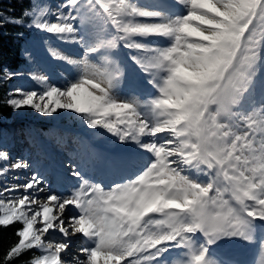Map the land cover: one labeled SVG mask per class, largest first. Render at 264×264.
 Returning a JSON list of instances; mask_svg holds the SVG:
<instances>
[{"label":"snow or ice","instance_id":"snow-or-ice-1","mask_svg":"<svg viewBox=\"0 0 264 264\" xmlns=\"http://www.w3.org/2000/svg\"><path fill=\"white\" fill-rule=\"evenodd\" d=\"M5 23L81 50L71 58L49 47L76 74L63 86L33 76L43 91L13 89L7 106L72 111L118 144L105 158L107 184L75 165L67 194L35 172L24 184L0 181V226L21 225L5 264L32 249L40 254L28 264H219L217 241L255 242L253 226L264 221V0H159L156 9L33 0L23 18L0 17ZM121 48L150 89L118 94ZM29 167L0 148V177ZM259 246L264 254V240Z\"/></svg>","mask_w":264,"mask_h":264},{"label":"rangeland","instance_id":"rangeland-1","mask_svg":"<svg viewBox=\"0 0 264 264\" xmlns=\"http://www.w3.org/2000/svg\"><path fill=\"white\" fill-rule=\"evenodd\" d=\"M39 2L54 8L59 0H39ZM139 3L151 9H156L159 6V0H155L151 4L146 0H139ZM45 40H48L47 45L44 43ZM144 42L160 46L168 44V41L163 37H148ZM49 47L57 50L61 55H68L71 58H78L81 51L75 46L61 44L55 38L31 29V35L28 37V43L23 51V55L27 58V65L17 72L23 73V75L16 76L18 80L11 83L13 89L43 91L47 85L38 79H33V76H45L48 78V83L56 86H63L68 79L73 78L76 69L65 61L55 59L50 53ZM128 55L127 49H120L119 56L121 64L125 68L126 79L125 86L118 91L119 95L130 94L136 90L138 85H144L150 89V86L145 85L143 74L137 65L128 58ZM129 85L133 87H129ZM23 109L32 111L33 117L45 120L52 125V128L46 132H40L41 130L37 133L33 132L20 119L18 120L20 116L17 117V113L14 119L3 122L5 125L3 142L8 141L12 130H19L30 139L32 138L31 143L36 146L31 150L36 158L34 162L46 157L50 158L47 161L48 166L52 164L54 171L60 177L55 183V191L67 194L76 185V178L71 174L73 165L87 171L91 176L103 179L106 184L109 183L111 173L108 169L109 161H105V158L116 152L118 144L106 130L91 129L90 131L89 127L79 119V116L69 110H58L59 114H53L50 117L39 114L29 107ZM64 118L67 122H63ZM19 141L20 139H18ZM36 150L37 152H35ZM111 163L115 165L116 162L111 161ZM37 167L40 168V163ZM0 181H4V179H0ZM19 183L21 182H17V184ZM2 187L3 185L0 184V190ZM253 228L255 235L253 243L233 237L221 239L212 246L214 258L218 260L219 264H247L246 262L249 260H251L250 264H261L264 254L261 253L259 245L260 241L264 240V221H256Z\"/></svg>","mask_w":264,"mask_h":264},{"label":"trees","instance_id":"trees-1","mask_svg":"<svg viewBox=\"0 0 264 264\" xmlns=\"http://www.w3.org/2000/svg\"><path fill=\"white\" fill-rule=\"evenodd\" d=\"M32 3L33 0H0V17L3 19L23 18V12L29 10ZM27 22L25 20V23ZM30 35L31 29L24 26L10 23L0 26V138L4 133L5 125L3 122L14 119L17 113V117L20 116L18 120L20 119L25 126L36 132L39 130H41L40 132H46L52 128V125L45 122V120L33 117L32 111L22 109L14 112L6 104L8 93L13 89L11 83L18 80L16 77L10 80L7 79L6 73H17L23 69V66L27 65V58L23 55V51ZM29 117L31 118L29 119ZM63 122H67V120L64 118ZM20 227L19 223L7 227L0 226V264H5L7 252L18 242L16 229ZM38 254L37 249H32L19 258L10 261L9 264H28L33 256Z\"/></svg>","mask_w":264,"mask_h":264},{"label":"bare ground","instance_id":"bare-ground-1","mask_svg":"<svg viewBox=\"0 0 264 264\" xmlns=\"http://www.w3.org/2000/svg\"><path fill=\"white\" fill-rule=\"evenodd\" d=\"M153 1H155V0H146V2L147 3H152ZM130 170H132V169H130ZM35 173H37L39 176H42L43 178H44V181H45V183H48L49 182V179L47 178V172L46 171H44V172H40V173H38V171L35 169ZM31 173H29V176L31 177ZM28 176V175H27ZM13 183H15V181H11V184H13ZM10 184V185H11ZM48 186L52 189V190H54V188H53V185H51V184H48ZM20 192H23V189L22 190H20ZM56 239H58V238H60L59 236H56L55 237ZM79 242V241H78Z\"/></svg>","mask_w":264,"mask_h":264}]
</instances>
